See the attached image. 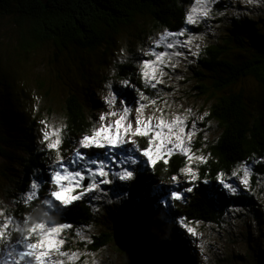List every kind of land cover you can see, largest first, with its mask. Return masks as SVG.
I'll return each mask as SVG.
<instances>
[{
    "label": "trees",
    "instance_id": "trees-1",
    "mask_svg": "<svg viewBox=\"0 0 264 264\" xmlns=\"http://www.w3.org/2000/svg\"><path fill=\"white\" fill-rule=\"evenodd\" d=\"M191 4L193 0H0V29L11 27L16 37V43L12 45L16 58L7 55L2 60L0 57V80L7 88L0 97V158L9 163L0 170V204L8 202L12 205L0 215V230L5 233L0 241V264L11 261V253L19 249L18 242L24 243L22 233L16 228L27 227L23 223L25 218L30 222L52 220L55 224L70 225L65 233L69 242L75 239L76 228H94L89 250L97 252L112 245L123 254L124 264H195L198 258L194 248L192 253L188 246L191 239L183 232L181 220L192 227L208 224L221 227L227 224L226 218L232 212L253 208L255 202L251 191L233 193L220 181L231 183L243 179L245 165L251 175L252 188L258 186L256 179L264 177V164L255 162L264 159V16L259 15L228 18L229 34L222 42L206 44L197 65L192 67L195 98L206 102L208 112L200 123L201 132L194 140V152L196 156L204 157L203 162L188 161L177 152L165 157L166 164L159 160L154 168L145 163L139 168L133 165L132 181L101 184L110 191L116 189L107 196L109 206L112 199L116 204L107 215L96 216L88 199L73 201L59 212L53 206H59L57 201L52 200L50 208L43 203L45 199L51 200L49 194L54 190L44 177L53 170H61V165L56 163V151L41 145L38 112H32L26 105L29 97L14 80V75L21 70L18 56L24 58L36 52L35 57L41 49L52 48L50 63H62L65 76L58 75L56 80L68 81L71 91L63 102L60 100L64 105L59 120L66 126V135L59 154L63 166L88 176L84 161L71 163L75 158L73 150L80 149L78 141L81 137L91 136L97 129V114L93 112L101 110L100 104L92 98L88 77L95 83L98 75L103 76L110 63L107 55H111L114 47L123 45L124 33L142 26L139 21H143L144 26L151 25L148 31L167 29L175 33L185 29L187 33L192 26L185 23L184 16ZM225 5L230 6L229 2L222 3L221 0L212 4L216 8ZM199 27L195 31H199ZM146 32H139L136 37L144 46ZM127 42L133 44L130 40ZM141 50L131 49V58H117L113 63L115 73L111 90L118 96L120 90L126 101L141 93L148 98L159 96L141 75ZM12 60L16 66L10 70L8 63ZM94 63L98 66L96 69H93ZM22 77L23 72L17 82ZM125 80L129 82L127 85L122 83ZM247 80L255 81L261 88H258L256 98L243 86ZM48 83L39 80L37 87L44 90L51 103L53 97ZM129 85L135 90L129 89ZM77 87L83 97L74 92ZM48 119L45 118L47 122ZM208 128L213 131L211 134ZM129 136L136 142L134 146L126 143L117 149L93 147L80 150L85 157L91 154L93 159H103L104 164H109L119 161L118 153L134 151V147H148L149 137ZM125 139L128 140V136ZM11 165L17 167L15 171ZM185 167H192L195 181L181 172ZM122 170L106 169L110 174ZM173 176L178 181L174 182ZM34 180L40 184L37 196L25 204L24 196ZM116 184L123 185L121 190L115 188ZM187 188L192 191H186ZM209 189H214V193L209 194ZM81 190L77 189L73 194ZM172 191L181 192L183 198L173 199ZM256 220L264 224V219ZM34 240L33 237L32 242ZM130 243L139 249L134 262L126 251V245L132 246Z\"/></svg>",
    "mask_w": 264,
    "mask_h": 264
},
{
    "label": "rangeland",
    "instance_id": "rangeland-1",
    "mask_svg": "<svg viewBox=\"0 0 264 264\" xmlns=\"http://www.w3.org/2000/svg\"><path fill=\"white\" fill-rule=\"evenodd\" d=\"M221 1L222 3L229 2L230 6L225 5L223 8H216L211 4L210 14L207 17L201 18L195 25H191L192 28L187 33L182 36L169 37L168 40H171L175 44V47L173 48L167 47L168 40L164 41L159 47H157L154 42L159 39L163 31L159 29H156L153 32L148 31L151 25L148 24L144 26L143 21H139V24L142 26L132 30L130 33H124L126 36L124 39H121L123 45L114 47L111 55H107V59L110 60V63L107 64L108 68L106 72L103 73V76L98 75V79L95 81V83H93L90 77H88L89 85L92 88L90 89L92 98L96 100L101 106L100 111L93 112L94 114H97L95 119L97 122V129L102 124L105 126L113 125L114 127L115 121L119 119V114L122 113L124 107L131 109L129 119L133 121V124L136 117L135 109L141 104L148 105V107L144 109L145 117L155 114L156 118H160L161 115H163L165 120H171L176 115H187L185 110L190 109L192 115L188 116L187 129L192 130L194 126L196 132V135L193 136L191 140L190 153L192 156H196L194 152V140L198 136V133L201 132L202 128V125L200 124L202 120L197 119V117L202 116L207 111L206 102L200 98H195L196 91L193 90L195 79H193L191 73L192 67L197 65L196 61L198 57L203 54V48L206 44H208L210 41L222 42V39L229 34L228 31H230L231 28L229 27L230 22H228V18L232 16L237 17L238 15L245 16L246 18L252 17L253 15H259L261 17L264 16V0H259L258 3H248L247 0ZM194 4L195 0H193L191 7ZM255 20L258 21V18H255ZM197 26H200L199 31H195L197 30ZM144 30L147 31L144 35V42L146 43V46H144V44L136 38L139 36V32L142 34ZM189 35L201 37V39H195L191 42V44L182 46V42L186 41ZM127 40L132 41L133 44H129ZM134 41L138 42V44H136ZM15 43L16 37L12 28L2 26L0 29V57L2 60H5L6 57L4 56L7 55L12 56L13 59L16 58L12 48V45ZM138 48L139 50L142 49L140 63L144 61L155 60V56H146L144 55V52H154L156 54L164 55L165 64L162 67L164 75H157V79L162 80L163 82L156 83L155 81H151L149 82L151 86L148 84L151 89H154L159 96H153L150 98L147 97L148 99L142 100L139 94L135 97H132L129 101H127L126 105H124L125 100L121 96V91L119 90L118 96L116 91L114 92L111 90L113 75L115 73L113 63H115L114 61L117 58H131V49ZM50 51H52V48H43L41 51L37 52L39 55L35 57H33V55L36 52L25 55L26 58L18 56L21 70L18 74L14 75L16 85L19 87L22 86V88L25 90L24 92L29 97L27 99L28 103L26 105L31 108L32 112H38V116L40 118L39 132L42 127L40 121L45 120L46 117L49 118L48 124L51 127H60L63 125L59 120V115L62 112V106L64 103H60V100L63 102V100L66 99L69 92L71 91L69 85H67L68 81L56 80L58 75L62 77L65 75L63 76L62 74V63H50ZM192 52H196L197 54L192 55ZM173 53H180V55H173ZM146 57H150L151 59H147ZM15 64V60H12L10 63H8L10 70L15 68ZM171 64H175L176 66H169ZM30 67H32V69H29ZM97 67L98 66L94 63L93 69H96ZM21 72H23V77L20 82H17L21 76ZM39 80H44L46 83L49 82L48 84L51 87V89H49L50 96L53 97L51 103H48L44 90H39L37 87ZM2 83L3 82L0 80V97L7 91L6 86H3ZM152 83H155V87H152ZM243 86L245 87L246 91L255 98L257 97L259 89L261 90L259 85L253 80L245 81ZM132 88L135 90L134 86L129 85V89L132 90ZM74 92H77L81 97H83L82 91L79 87H77ZM109 92H112L116 97V103L113 105L106 103V98L108 97ZM150 101H155V106L151 105ZM110 112H116L118 115L111 116L109 115ZM101 115L106 116L104 121H100L99 117ZM206 117H204V119ZM155 122L156 120L153 121V123ZM212 132L213 131L209 130L210 134ZM65 135L66 134L63 130L62 143L59 149L63 144ZM40 139L41 137L39 133V141ZM130 139L131 137L128 135V140ZM130 155H135L140 160L144 159L143 157H140L138 153H134V151H124L122 155L118 153L119 161H113L112 163L105 164V171L107 168H113L115 170H119V168H133V165L124 163L127 160V157ZM193 161L194 159H192V162ZM6 165H9V163L0 158V170ZM10 168L15 171L14 169L17 167L15 168L11 165ZM190 169H192V167H190ZM87 178H89V176H87ZM0 179L2 180V176H0ZM188 179L193 181L196 180L192 179L191 176L188 177ZM241 180L242 179L240 178V180H232L233 182L231 183L226 181L223 183L236 188V192L241 190L249 192L251 191L250 195L253 196L255 202L253 208L250 207L249 210L238 209L235 213L232 212V214L228 215V218H226L227 224L221 227L214 224L203 226L198 225L194 227L188 226L185 223L181 225L183 232L186 233L191 239V242L188 244V246L190 245L189 248H194L195 254L197 255L198 259L197 263L195 264L264 263V224H261L259 220L255 221V219L258 218L264 219V177H259L256 179L255 182L258 184L256 189L252 188L253 182L251 180L250 173H248L247 176V185L241 183ZM116 182L122 183V181H119L118 179ZM114 192H116V189L110 191L103 187V185H100L97 190L85 195L80 200L88 199L91 201V206L93 211L96 213V216H99L100 213L107 215L108 211L111 210L112 207L116 206V204L113 203L114 199H112L111 205H108L107 196ZM51 202L53 204L52 200ZM54 203H56V201ZM11 206L12 205L8 202L0 204V212H2V210L5 211L6 208H10ZM53 206L56 212L62 211L65 208L64 205H59L58 207H55V205ZM46 223L55 224L52 220H48ZM255 225L256 228L253 229ZM188 228L193 229L195 235L189 233L187 231ZM93 229L91 227L82 229L76 228L75 230L77 231L74 232L75 239L73 238L74 240L72 242L68 241V235L65 234L67 231H62L59 237L65 240L62 251L66 253H76L78 258L69 260L67 257H57L55 252L52 253V258L63 259L64 264H124L122 257L123 254H121L118 249L112 245L97 252L89 250L88 245H91L89 240L94 231ZM77 232H81L86 237V240L81 241L76 235ZM18 244L19 249L15 250L14 253H11V261H6L5 264H16V261L19 259L18 253L24 250V243L20 241ZM126 251L128 256H130L129 259L134 262L135 258L138 257V247L134 245H126ZM259 258L262 259L263 263L260 262ZM130 260L126 258L127 263H129ZM20 264H28V259L26 258L25 260L21 261ZM32 264H35L34 260H32Z\"/></svg>",
    "mask_w": 264,
    "mask_h": 264
},
{
    "label": "snow or ice",
    "instance_id": "snow-or-ice-1",
    "mask_svg": "<svg viewBox=\"0 0 264 264\" xmlns=\"http://www.w3.org/2000/svg\"><path fill=\"white\" fill-rule=\"evenodd\" d=\"M216 0H195V4L186 10L184 20L187 25H195L203 17H207L211 11V4L215 3ZM248 3H252V0H247ZM185 29H180L179 31L173 33L164 30L159 39L155 41L157 47L161 43L168 40L169 37L182 36L185 34ZM195 39H201V37H196L189 35L188 39L182 42V46H187ZM167 47H175L174 42L168 40ZM196 52H192V55H196ZM146 56H155L154 61L141 62L140 72L145 78V83L155 81L156 83H162V80L157 79V75L163 76L164 72L162 67L165 64V57L163 54H156L154 52H144ZM173 55H180V53H173ZM175 67V64L169 65ZM150 69V71H149ZM123 84L127 85L129 82L127 80L122 81ZM152 87H155V83H152ZM141 99H148L142 93L140 94ZM106 103L113 105L116 103V97L112 92H109L106 98ZM126 104L127 101L125 100ZM150 104L155 106V101H150ZM148 105L141 104L135 109L136 117L133 121L129 119L131 109L124 107L122 113L119 114V119L115 121V125H101L98 129H94L92 135H84L78 141L80 149L96 148V149H117L123 148L124 144L135 145L134 140H126L125 137L140 136L149 137L148 147L145 149H140L139 147H134V153H138L143 160L138 159L135 155H130L124 163L131 165H136L139 168L141 163H145L147 167L154 168L159 160H163L166 164L168 161L165 157L170 156L174 152H179L184 155L188 160L196 159L201 162L204 161L202 156H192L190 153V145L192 137L196 135L195 127L192 130L187 129L188 116L192 115L190 109H186L187 115L181 116L176 115L171 120H165L163 115L160 118H156L155 114L145 117L144 109ZM109 115L116 116V112H110ZM208 115L205 112L202 116H198L197 119L203 120L204 117ZM100 121L106 119L105 115L99 117ZM156 120L155 123L153 121ZM41 130H40V143L49 151H56V163L61 165V170H53L49 176L44 177V180L49 181L53 186L54 190L50 192L51 200L57 201L60 205L67 206L73 201L80 200L85 195L97 190L99 185L113 184L115 180L122 182L132 181L134 179V170L129 168H124L122 171L115 173H109L105 171V164L103 159H93L92 155H85L80 149H74V160L71 161L73 164H79V162L84 161L85 167L84 171L87 172L89 177H99V179H92L91 182H86L81 185V181L85 180L84 173L81 171H70L68 167L63 166L62 159L59 154V147L62 143V133L65 125L60 127H51L47 120H41ZM256 163L264 164V159L255 161ZM123 167V165H122ZM244 179L241 183L247 185L248 168L244 166ZM182 173H187L192 179H195V173L191 171L190 168L185 167L181 169ZM235 175V173H234ZM111 176V179L109 178ZM172 180L178 181L176 176L172 177ZM67 181V184L64 183ZM223 187L229 191L235 193L236 188L224 184L220 181ZM40 184L38 180H34L30 186L29 191L24 196L23 202L28 204L37 196ZM123 185L116 184L115 188L121 189ZM77 189H82L78 194H73ZM186 191L191 192V188H187ZM209 194L214 193V189H209ZM171 197L175 200L182 199V194L179 191H172ZM51 200L45 199L43 201L49 208L52 207ZM47 214V213H45ZM0 215H3L0 212ZM10 219V218H9ZM23 223L27 226L25 228H16V231L22 233V240L24 241V250L18 253L19 259L16 264H20L21 261L28 259V264H32V260L35 264H64L63 259H53L52 253L55 252L57 257H67L69 260L76 259V253H66L62 251L65 244V240L59 238L60 233L71 226L68 224H48L43 220L32 221L25 218ZM183 225V220L180 221ZM7 224L4 225V228ZM187 231L195 235L193 229L188 228ZM76 235L81 241H85L86 237L81 233L77 232ZM5 233L0 230V241L4 239ZM33 237H35V242H32Z\"/></svg>",
    "mask_w": 264,
    "mask_h": 264
},
{
    "label": "water",
    "instance_id": "water-1",
    "mask_svg": "<svg viewBox=\"0 0 264 264\" xmlns=\"http://www.w3.org/2000/svg\"><path fill=\"white\" fill-rule=\"evenodd\" d=\"M86 179L82 182V186H83V184H85L86 182H91V180L92 179H94V178H92V179H90V178H87V177H85Z\"/></svg>",
    "mask_w": 264,
    "mask_h": 264
},
{
    "label": "clouds",
    "instance_id": "clouds-1",
    "mask_svg": "<svg viewBox=\"0 0 264 264\" xmlns=\"http://www.w3.org/2000/svg\"><path fill=\"white\" fill-rule=\"evenodd\" d=\"M259 2V0H252V3H258ZM45 215H47V214H45Z\"/></svg>",
    "mask_w": 264,
    "mask_h": 264
}]
</instances>
